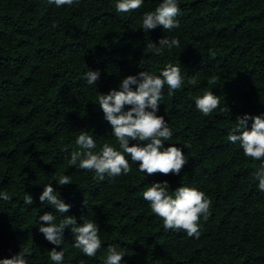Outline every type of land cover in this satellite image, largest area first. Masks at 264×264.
I'll return each mask as SVG.
<instances>
[{"label":"trees","instance_id":"trees-1","mask_svg":"<svg viewBox=\"0 0 264 264\" xmlns=\"http://www.w3.org/2000/svg\"><path fill=\"white\" fill-rule=\"evenodd\" d=\"M162 2L144 0L138 10L117 13L116 0L59 8L48 0H0V192L11 197L0 199V260L24 251L28 264H56L48 255L56 248L65 253L63 264H106L113 245L126 250L121 264H264V192L254 175L264 158L246 157L228 140L237 117H264V0H177L179 28L144 32L143 15ZM165 38L180 46L162 55L146 50ZM168 65L180 67L184 83L173 96L165 85L157 115L172 130L165 147L181 148L187 163L178 176H149L119 148L98 97L119 90L127 76L160 75ZM89 69L101 72L96 85L83 78ZM193 76L196 85L188 83ZM206 92L220 98L209 116L195 104ZM227 106L230 111H220ZM80 130L95 140V153L105 143L121 151L132 171L99 180L79 162L70 165V153L82 151L75 144ZM63 175L70 185L57 183ZM164 181L170 193L184 186L210 199L198 239L165 231L143 199L147 187ZM48 184L69 213L40 204ZM27 194L31 205L24 203ZM46 212L57 224L66 215L77 226L95 222L102 241L96 256L74 248L70 227L61 246L46 241L39 232Z\"/></svg>","mask_w":264,"mask_h":264},{"label":"clouds","instance_id":"clouds-1","mask_svg":"<svg viewBox=\"0 0 264 264\" xmlns=\"http://www.w3.org/2000/svg\"><path fill=\"white\" fill-rule=\"evenodd\" d=\"M49 4L56 7L73 6L78 0H48ZM144 0H116L115 10L117 13H129L142 7ZM180 9L177 0H163L153 12L145 13L142 17V30L148 32L162 27L164 31L180 27L176 17ZM180 42L173 38L161 39L159 46L155 43L147 44V51L155 55H162L164 49L171 50L179 47ZM215 55V51L211 52ZM101 76L99 70H88L84 80L88 85H96ZM184 83L179 66L168 65L154 75L147 71L140 72L136 76H127L122 79L119 90L113 89L108 94H100L98 105L104 113L105 120L112 127V135L119 144L123 153L131 157L133 163H138L139 171L151 176L156 173L165 176L169 174L180 175L187 161L181 148L176 146L165 147L164 141L172 138V130L163 116H158L159 101L163 99V89L168 88V95L173 96ZM191 85H196L197 80L193 76L188 80ZM210 84L216 83V78L209 80ZM136 86L135 91L132 86ZM196 108L204 115L209 116L220 106V98L213 92H206L202 97L195 98ZM125 106H130L125 110ZM220 111H230L229 107L220 108ZM249 121L251 130H249ZM233 134L228 140L239 143L246 157L253 160L264 158V117L244 115L235 120ZM131 141L136 144L129 146ZM75 144L82 151H72L68 163L76 165L83 170H94L96 178L103 180L105 174L110 177L121 174L128 175L132 169L129 161L121 151H117L110 144L105 143L99 154L93 150L96 142L86 130H80ZM259 181L258 189L264 192V164L254 173ZM57 183L60 186L70 185L71 177L59 176ZM170 185L167 181L153 183L143 192V199L150 204L152 212L163 221L165 231L183 230L188 237L199 238L200 218L206 222L210 216L211 201L206 194L194 188L181 186L170 193ZM0 199L10 201L11 197L7 191L0 192ZM41 205L45 203L52 205L60 214L69 213L71 206L66 204L51 184L45 185L39 197ZM24 203L33 204V198L25 195ZM87 206L86 201L84 202ZM83 219V216H81ZM56 217L51 212L39 216L42 225L39 232L43 234L46 241L52 245L61 246L64 242L63 233L66 228H71L74 235V248L79 249L84 255L94 258L101 249L102 241L99 236V227L93 221L84 220L81 225L76 224V217L66 215L60 222L55 223ZM47 225V226H43ZM51 261L63 264L64 251L53 248L49 252ZM126 255V250H119L118 246L109 245L106 250V264H121ZM0 264H28L25 252L13 256L11 259H2Z\"/></svg>","mask_w":264,"mask_h":264}]
</instances>
